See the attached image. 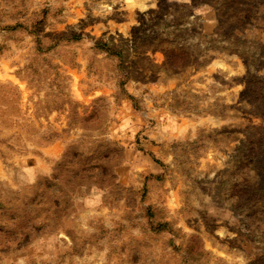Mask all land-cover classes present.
Wrapping results in <instances>:
<instances>
[{"label": "rangeland", "instance_id": "374dc122", "mask_svg": "<svg viewBox=\"0 0 264 264\" xmlns=\"http://www.w3.org/2000/svg\"><path fill=\"white\" fill-rule=\"evenodd\" d=\"M263 105L264 0H0V264H264Z\"/></svg>", "mask_w": 264, "mask_h": 264}, {"label": "trees", "instance_id": "16d2710c", "mask_svg": "<svg viewBox=\"0 0 264 264\" xmlns=\"http://www.w3.org/2000/svg\"><path fill=\"white\" fill-rule=\"evenodd\" d=\"M20 27H23L22 25H19ZM98 46L107 50L108 52H110L111 54H117V55H120V52H116V51H113L111 47H109L108 44H105V43H98ZM254 92V91H253ZM262 100V99H261ZM264 106V105H263ZM257 114H260L263 118H264V111H259L257 112ZM252 130H256V132L260 135L258 138L256 139H261V140H258V141H254L253 142H250V147H249V153H248V167H250L251 165H256L257 164H261L263 165L264 164V143L261 145L262 142H264V133L261 134V131H263V128H256V127H253ZM263 136V137H262ZM259 141H261V143H259ZM250 158V159H249ZM262 160V161H261ZM249 183V186H250V181L248 182Z\"/></svg>", "mask_w": 264, "mask_h": 264}]
</instances>
